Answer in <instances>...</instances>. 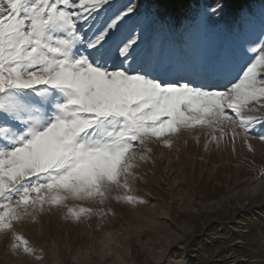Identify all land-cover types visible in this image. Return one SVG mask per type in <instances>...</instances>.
I'll list each match as a JSON object with an SVG mask.
<instances>
[{
  "label": "snow or ice",
  "instance_id": "6c2138e0",
  "mask_svg": "<svg viewBox=\"0 0 264 264\" xmlns=\"http://www.w3.org/2000/svg\"><path fill=\"white\" fill-rule=\"evenodd\" d=\"M137 12L132 0H0V234L13 254L37 253L17 225L46 211L107 214L68 201L143 203L129 179L149 141L208 129L205 149L243 134L252 150L264 129V32L199 83L168 81L138 63Z\"/></svg>",
  "mask_w": 264,
  "mask_h": 264
},
{
  "label": "rangeland",
  "instance_id": "374dc122",
  "mask_svg": "<svg viewBox=\"0 0 264 264\" xmlns=\"http://www.w3.org/2000/svg\"><path fill=\"white\" fill-rule=\"evenodd\" d=\"M132 3L138 63L168 81L199 83L203 69L239 58L264 32V0ZM204 131L181 132L171 148L148 142L150 159L137 160L139 178L129 179L143 203H118L115 192L105 204L68 201L107 214L77 223L61 208L26 220L17 231L37 253L13 254L11 237L0 234V264H264V129L250 134L252 150L243 135L205 149Z\"/></svg>",
  "mask_w": 264,
  "mask_h": 264
},
{
  "label": "bare ground",
  "instance_id": "6f19581e",
  "mask_svg": "<svg viewBox=\"0 0 264 264\" xmlns=\"http://www.w3.org/2000/svg\"><path fill=\"white\" fill-rule=\"evenodd\" d=\"M164 76H166L165 78H167V77L169 76V74L164 75ZM190 76H191L190 73H189V74L187 73V77H190ZM191 80H193V79L191 78ZM194 81H195V80H194ZM241 135H243V134H241ZM239 137H240V136H238V137L236 138L235 143L237 142V140H238ZM225 139L228 140L227 137H226ZM166 156L168 157V154H166Z\"/></svg>",
  "mask_w": 264,
  "mask_h": 264
}]
</instances>
